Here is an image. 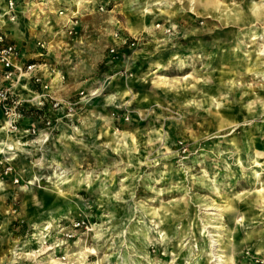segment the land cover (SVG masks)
<instances>
[{
    "label": "rangeland",
    "instance_id": "1",
    "mask_svg": "<svg viewBox=\"0 0 264 264\" xmlns=\"http://www.w3.org/2000/svg\"><path fill=\"white\" fill-rule=\"evenodd\" d=\"M14 13L46 66L0 75V264H264V0Z\"/></svg>",
    "mask_w": 264,
    "mask_h": 264
},
{
    "label": "built area",
    "instance_id": "2",
    "mask_svg": "<svg viewBox=\"0 0 264 264\" xmlns=\"http://www.w3.org/2000/svg\"><path fill=\"white\" fill-rule=\"evenodd\" d=\"M20 0H6L5 11L0 12V72L1 76L6 79H13L22 74L29 75V79L37 80L36 72L41 66H46L45 63L35 62L43 56L44 42L37 40L33 52H26L21 46L17 45L10 34L4 29L6 22L13 23L16 20L14 9L17 2ZM99 9L103 7L100 5ZM114 49H110V53ZM77 222L75 226H78Z\"/></svg>",
    "mask_w": 264,
    "mask_h": 264
},
{
    "label": "bare ground",
    "instance_id": "3",
    "mask_svg": "<svg viewBox=\"0 0 264 264\" xmlns=\"http://www.w3.org/2000/svg\"><path fill=\"white\" fill-rule=\"evenodd\" d=\"M22 75H25V74H22ZM36 98V97H35ZM34 98V99H35ZM1 152V151H0ZM214 236V235H213ZM215 241H217V239H213V243L214 245L213 246H217L219 245L218 243H215ZM215 251H219V249L217 248H214ZM213 256H216L215 259L213 261H216L217 263H223L225 262V258L223 259L224 255L221 254V253H218V252H215Z\"/></svg>",
    "mask_w": 264,
    "mask_h": 264
},
{
    "label": "crops",
    "instance_id": "4",
    "mask_svg": "<svg viewBox=\"0 0 264 264\" xmlns=\"http://www.w3.org/2000/svg\"><path fill=\"white\" fill-rule=\"evenodd\" d=\"M4 0H0V3H2ZM1 8H5L4 7V5L1 7ZM19 19V18H18ZM15 34V33H14ZM15 35H18V34H15ZM11 36V35H10ZM12 37V36H11ZM24 88H27V86L26 85H24ZM31 93L32 95H36L37 96V98H38V95L37 94H35V93H33V92H31V91H29V90H26V92H25V94L24 95H26L27 93ZM26 100V99H25Z\"/></svg>",
    "mask_w": 264,
    "mask_h": 264
}]
</instances>
